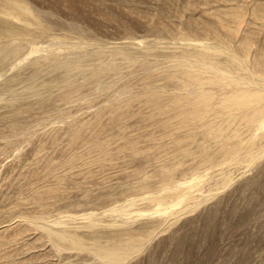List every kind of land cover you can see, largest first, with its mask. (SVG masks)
Masks as SVG:
<instances>
[{
    "label": "rangeland",
    "instance_id": "1",
    "mask_svg": "<svg viewBox=\"0 0 264 264\" xmlns=\"http://www.w3.org/2000/svg\"><path fill=\"white\" fill-rule=\"evenodd\" d=\"M14 1L0 264H264V0Z\"/></svg>",
    "mask_w": 264,
    "mask_h": 264
},
{
    "label": "bare ground",
    "instance_id": "2",
    "mask_svg": "<svg viewBox=\"0 0 264 264\" xmlns=\"http://www.w3.org/2000/svg\"><path fill=\"white\" fill-rule=\"evenodd\" d=\"M27 9L20 2H16L14 0H7L5 12L9 16H13L15 18L27 17L28 15L30 17V14H28ZM6 28H7V26H6ZM260 67L263 68L262 71L264 72V64L263 63L258 65L259 69H260ZM230 101H232V102H242V103H251V102H256V97L250 95L248 92H239L237 94V96L232 97L230 99ZM240 105H241V103H240Z\"/></svg>",
    "mask_w": 264,
    "mask_h": 264
}]
</instances>
